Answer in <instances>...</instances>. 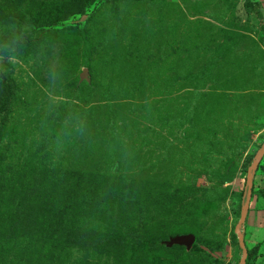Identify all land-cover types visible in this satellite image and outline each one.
Returning <instances> with one entry per match:
<instances>
[{"label":"rangeland","instance_id":"1","mask_svg":"<svg viewBox=\"0 0 264 264\" xmlns=\"http://www.w3.org/2000/svg\"><path fill=\"white\" fill-rule=\"evenodd\" d=\"M0 264H264V0H0Z\"/></svg>","mask_w":264,"mask_h":264},{"label":"water","instance_id":"2","mask_svg":"<svg viewBox=\"0 0 264 264\" xmlns=\"http://www.w3.org/2000/svg\"><path fill=\"white\" fill-rule=\"evenodd\" d=\"M192 236L191 235H185V236H178L174 238V241L178 242L180 240L186 241L188 244L192 242Z\"/></svg>","mask_w":264,"mask_h":264},{"label":"trees","instance_id":"3","mask_svg":"<svg viewBox=\"0 0 264 264\" xmlns=\"http://www.w3.org/2000/svg\"><path fill=\"white\" fill-rule=\"evenodd\" d=\"M81 35H82V37H84V33H83V31H81ZM87 44H86V46H85V50H84V54L86 55V57H87V55H88V51H87ZM85 57V58H86ZM257 248V245H255L249 252H248V254H250L251 252H253L255 249Z\"/></svg>","mask_w":264,"mask_h":264}]
</instances>
